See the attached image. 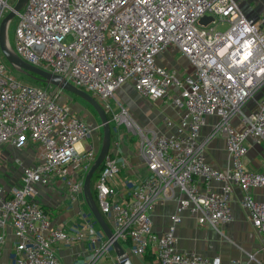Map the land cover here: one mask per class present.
Listing matches in <instances>:
<instances>
[{
  "label": "built area",
  "instance_id": "2783aa9c",
  "mask_svg": "<svg viewBox=\"0 0 264 264\" xmlns=\"http://www.w3.org/2000/svg\"><path fill=\"white\" fill-rule=\"evenodd\" d=\"M12 7L9 0H0V24ZM16 15L15 51L92 94L109 116L114 135L94 189L116 239L129 243L131 254L143 256L152 249L160 264H222L220 258L181 251L176 229L184 211L202 226L230 222L235 185L264 243V203L253 192L264 187V164L252 170L244 163L248 139L264 142V6L254 18L238 0H28ZM205 16L213 17L206 25L200 23ZM173 51L190 62L185 76L159 60ZM126 81L147 98L171 102L178 117L163 115L161 122L172 133L146 129L124 104H112ZM60 94L51 85L19 80L0 59V147L28 139L38 145L37 162L22 170L19 184L0 182V246L10 225L16 238L14 264H61L58 243L89 244L85 264L104 258L120 264L84 192L99 147L82 144L101 124L85 120L70 103L58 102ZM209 117L215 122L203 137ZM216 136L226 139L225 169L206 157ZM124 137L134 138L149 174L134 181L122 201L114 182L129 164L121 151ZM56 180L67 188V200L79 206L74 231L64 223L52 227L49 211L35 200L39 186ZM215 181L221 182L220 189L213 188ZM168 200L177 202L172 223L156 232L151 214Z\"/></svg>",
  "mask_w": 264,
  "mask_h": 264
},
{
  "label": "crops",
  "instance_id": "0c3cea01",
  "mask_svg": "<svg viewBox=\"0 0 264 264\" xmlns=\"http://www.w3.org/2000/svg\"><path fill=\"white\" fill-rule=\"evenodd\" d=\"M252 0H249L251 2ZM255 1V0H253ZM262 2V9L264 0ZM248 2H241V7L250 16L257 18L260 13L250 10L247 6ZM179 52H167L159 57H163L169 66L170 56ZM177 63V62H176ZM174 66H178L175 64ZM172 68V67H171ZM180 68L181 67H176ZM139 103H134L128 110L141 126L146 129L156 130L161 133H172L173 129L165 128L161 122L163 115L177 119L178 110L174 108L168 100L151 101L144 95L139 96ZM148 115H147V113ZM152 116V118H149ZM158 117V120L154 119ZM215 122V117H209L207 125L202 130V136H206L211 125ZM124 136V135H123ZM90 143L89 145H92ZM82 145H88L87 141ZM248 150L244 156V163L247 169H260L264 164V142H259L256 138H249ZM36 153L30 155L29 164L32 166L37 162L38 145H36ZM96 146V144H94ZM121 151L129 157V164L124 168L115 180L118 188V196L124 201L130 196L132 184L134 181L141 179L149 174V170L143 160L131 144L128 137H124L121 144ZM207 160L213 166L225 169L229 164V155L226 147V139L224 136L213 137L206 150ZM32 159V160H31ZM25 168V167H24ZM23 170V169H22ZM23 172V171H22ZM21 172V173H22ZM20 173V174H21ZM20 177V175H19ZM19 177H16L14 183L1 182L5 184H19ZM221 182H213V188L220 189ZM254 195L258 201L264 203V187L254 188ZM242 190L235 185L232 196L231 206L233 210V219L220 225L218 228L211 226H202L197 219L188 211L182 213V220L176 229L177 246L181 251H195L209 258H220L222 264H260L264 263V243L262 233L254 226L250 213L241 206L240 200ZM35 200L40 202L50 213L51 226L64 223L69 230L74 231L73 225L79 221L77 203H71L67 200V188L62 182L53 181L49 185L39 186L38 194ZM177 202L168 200L163 204H158L152 212L153 229L156 232L166 231L172 223L171 215L176 211ZM16 242L13 228L8 225L6 227V240L0 246V264H14V245ZM123 247L130 253V244L122 243ZM56 249L61 257V264H85L91 254L89 244L66 245L64 243L56 244ZM111 253L116 252L111 249ZM134 264H160L156 255L149 252L143 256L131 254ZM112 260L104 258L99 264H111Z\"/></svg>",
  "mask_w": 264,
  "mask_h": 264
},
{
  "label": "rangeland",
  "instance_id": "374dc122",
  "mask_svg": "<svg viewBox=\"0 0 264 264\" xmlns=\"http://www.w3.org/2000/svg\"><path fill=\"white\" fill-rule=\"evenodd\" d=\"M240 5L241 2H248L247 6L250 10L256 11L257 13H260L262 10V2L260 0H255L249 2V0H238ZM10 4L15 6L17 3V0H9ZM245 11V10H244ZM9 11H7L8 14ZM18 21V16H14L13 19L9 23L8 27V38L10 45L14 48L15 47V30H16V24ZM0 59L5 61L6 64H8L11 67V72L15 77H17L19 80L28 83V84H34V80L31 79L29 76L23 74L22 72L16 70L14 67H12L7 60L4 58L1 50H0ZM161 61L163 63H166L165 59L162 57ZM170 62L168 63L170 68L172 67L174 70L177 71V74L179 76H185L184 70L186 73L190 70V62L186 56H184L182 53H177L170 56ZM177 62V63H176ZM177 64L180 68H176L178 66H174ZM53 91H61V94L57 97L58 102L65 104L70 103L73 110L83 116L85 120H87L90 123H100V118L97 115V113L93 110L91 106H89L85 101H83L80 98H75L72 96V94L66 92L65 90H60L58 88H55L52 86ZM142 96V93L138 91L132 81H126L122 86L115 92L114 98L112 99V104L114 106H117L118 102H121L124 104L128 109L134 104L139 103V99ZM262 96L259 95L260 98ZM151 101H158L154 100L152 98H148ZM254 99L252 98L247 103L248 108L251 107L253 104ZM147 113V112H146ZM148 115V113H147ZM149 118H152V116H149ZM155 121L158 120V117L154 119ZM136 121V120H135ZM138 123V122H137ZM101 124V123H100ZM139 124V123H138ZM141 124V123H140ZM139 124V125H140ZM142 125V124H141ZM112 126V124H111ZM144 126V125H143ZM139 138L138 135H136L135 139L137 140ZM102 140H103V127L100 126L99 129L94 131L92 138H90L87 143L89 146L90 143L96 144L97 147L100 148L102 146ZM92 144V145H93ZM37 144L33 142L32 140L28 139L21 145H13L10 143L4 144L0 147V182H9L14 183L16 180V177H19L20 173L22 172V169L29 164L30 161V155H33L36 153V146ZM32 160V159H31ZM97 173V172H96ZM96 173L94 174L93 178H95ZM131 255V254H130Z\"/></svg>",
  "mask_w": 264,
  "mask_h": 264
},
{
  "label": "water",
  "instance_id": "95a60500",
  "mask_svg": "<svg viewBox=\"0 0 264 264\" xmlns=\"http://www.w3.org/2000/svg\"><path fill=\"white\" fill-rule=\"evenodd\" d=\"M28 0H17L15 6L6 14L0 24V50L7 60V62L14 67L16 70L23 74L34 78L44 80L48 85L56 87L61 90H65L70 94L78 96L80 99L85 101L93 110L97 113L100 118L101 126L103 127V140L102 146L98 153V156L89 171L86 174L84 181V192L87 205L92 212L97 224L104 232L106 237L111 240L113 248L116 252L117 258L120 264H134L128 251L123 247L121 242L116 239L111 225L107 222L105 216L101 212L99 205L93 195L92 180L94 174L101 167L105 157L107 156L112 142V128L109 120V116L100 102L89 92L82 88L75 86L73 83L68 81L65 77L47 71L43 68L35 66L26 60H24L10 45L8 38V27L10 21L16 16L17 12L22 10ZM213 20L212 16H205L200 20L201 24L206 25L209 21Z\"/></svg>",
  "mask_w": 264,
  "mask_h": 264
},
{
  "label": "trees",
  "instance_id": "16d2710c",
  "mask_svg": "<svg viewBox=\"0 0 264 264\" xmlns=\"http://www.w3.org/2000/svg\"><path fill=\"white\" fill-rule=\"evenodd\" d=\"M30 78H31V77H30ZM31 79L34 80V84H33V85L43 86V87L49 86L44 80H41V79H34V78H31ZM72 96H74L75 98H79L78 96H76V95H74V94H72ZM111 128H112V136H113V135H114V134H113V126H111ZM130 140H131V144H133V143H134V138L132 137V138H130ZM96 174H97V173H96ZM96 176H97V175H96ZM96 176H95V178H93V180H92V190H93V195H94V197H95V199H96V201H97V203H98L97 193H96V191H95V189H94V182H95V180H96ZM103 215H104V214H103ZM104 216H105L107 222L111 225V222L109 221V219L107 218V216H106V215H104ZM93 220H94L95 224H96L97 226H99V225L97 224L96 219L94 218V216H93ZM149 252H152V253L155 255V253L153 252L152 249L148 250L147 253H149ZM147 253H146V254H147Z\"/></svg>",
  "mask_w": 264,
  "mask_h": 264
}]
</instances>
